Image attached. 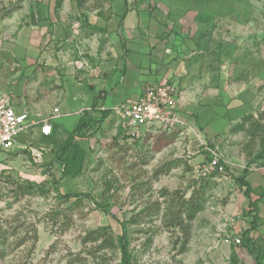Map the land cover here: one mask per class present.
<instances>
[{
  "label": "rangeland",
  "instance_id": "obj_1",
  "mask_svg": "<svg viewBox=\"0 0 264 264\" xmlns=\"http://www.w3.org/2000/svg\"><path fill=\"white\" fill-rule=\"evenodd\" d=\"M246 1L245 23L205 24L179 0H0V93L33 114L57 115L58 140L85 110L109 111L99 129L74 137L85 150L75 177L59 180L39 126L0 149V264H121L118 248L84 239L100 227L121 234V221L132 264L264 263V158L250 162L259 139L233 130L246 114L264 123V0ZM150 83L173 87L185 126L125 127L114 107ZM94 97L100 109L91 110ZM206 147L222 172L202 174ZM243 174L252 199L261 194L254 221L236 182ZM56 180L62 194L90 198L63 201ZM28 182L47 192L23 193ZM193 191L201 209L187 228L174 226L177 203Z\"/></svg>",
  "mask_w": 264,
  "mask_h": 264
},
{
  "label": "trees",
  "instance_id": "obj_2",
  "mask_svg": "<svg viewBox=\"0 0 264 264\" xmlns=\"http://www.w3.org/2000/svg\"><path fill=\"white\" fill-rule=\"evenodd\" d=\"M83 0H77L78 4H81ZM183 2V12L188 10L195 11L194 18L205 24L213 23L216 17H233L239 23H245V21L251 15V8L246 0H179ZM59 0H57V5ZM94 30H100L101 28L91 26ZM220 45V44H219ZM122 47L124 52V44L122 42ZM101 97V96H99ZM105 95L102 96V99ZM102 105H98L96 97L93 98L91 102V110L100 109ZM100 116L95 117L90 111L85 110L70 131H66V136L63 140H58L57 132L61 128L60 124L56 121H52V131L49 135L41 134V140L49 143L54 146V156L53 160L60 166L61 180L65 176L75 177L82 172L83 161L85 156L84 148L74 141V137H85L88 134V131L93 130L95 127L98 129L101 127L102 123L105 121L108 112L107 110L100 109ZM263 119L262 115L259 118H253L252 114H246L243 116L242 121L234 126L233 130H241L252 140L254 138L259 139L260 151L254 156L250 162L256 161L258 159L264 158V123L261 122ZM91 134V133H90ZM19 140V139H18ZM210 159V156H209ZM249 162V163H250ZM52 164H49L51 167ZM264 165V162H262ZM48 166V167H49ZM246 173L247 170L245 169ZM48 173L50 171L48 170ZM56 180L53 183V188L57 192V197L63 201H68L73 199V201H80L84 197L90 198L88 194L80 193L76 191H70L62 194L58 190V181ZM236 182L244 187L243 194L248 200V209L246 214L253 217L254 221L257 219L256 212L258 210L259 200H261V194L258 198L252 199L253 189L251 188L249 182L245 180V174L236 179ZM42 184L28 182L23 186V193H38L40 195L47 192V189ZM21 187V186H19ZM263 193V192H262ZM199 194V193H198ZM197 191H193L189 199L182 200L177 203V209L175 215L173 216V225L179 226L182 229L188 227L189 221H191L195 214L201 209L203 196H198ZM97 209H100L103 212H108L107 206L98 202H94ZM121 234H113L111 231L106 230L105 227H100L92 231H88L84 239L87 241H95L101 239L100 247L105 246L106 244H111L114 248H118L120 252V263L121 264H132L131 255L129 252V236L126 226V222L121 221ZM185 226V227H184ZM255 227V224L252 222V225L244 230L242 240L247 246H251V238L249 237V231ZM230 264H236L235 262ZM264 264V263H262Z\"/></svg>",
  "mask_w": 264,
  "mask_h": 264
},
{
  "label": "built area",
  "instance_id": "obj_3",
  "mask_svg": "<svg viewBox=\"0 0 264 264\" xmlns=\"http://www.w3.org/2000/svg\"><path fill=\"white\" fill-rule=\"evenodd\" d=\"M125 127L132 134L140 129L161 128L171 130L185 126L177 107V100L174 96L173 87L169 84H147L135 100H128L126 104L114 107ZM54 113L58 108L54 107ZM57 115L31 113L27 109L17 110L11 92L0 94V149H11L17 142L18 137L29 129L39 126L43 135H49L52 131V121ZM210 154L202 167V174L208 175L213 172H222L220 157L215 150L206 147ZM225 243H229L228 237ZM240 239L235 238L234 243Z\"/></svg>",
  "mask_w": 264,
  "mask_h": 264
},
{
  "label": "crops",
  "instance_id": "obj_4",
  "mask_svg": "<svg viewBox=\"0 0 264 264\" xmlns=\"http://www.w3.org/2000/svg\"><path fill=\"white\" fill-rule=\"evenodd\" d=\"M1 94V93H0ZM139 96V95H138ZM137 96V97H138ZM19 99V98H18ZM18 99H16V98H13V100H14V103H15V106H16V109L17 110H22V109H27V107L26 106H23V105H21L20 104V102L18 101ZM126 101V100H125ZM128 101V100H127ZM126 101V102H127ZM117 105V104H116ZM28 110V109H27ZM64 115H66V114H64ZM262 168H264V167H262ZM260 175V174H259ZM262 175V174H261ZM250 184V183H249ZM251 186V185H250Z\"/></svg>",
  "mask_w": 264,
  "mask_h": 264
}]
</instances>
